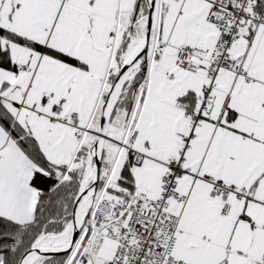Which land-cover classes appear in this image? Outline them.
Listing matches in <instances>:
<instances>
[{
    "label": "snow or ice",
    "instance_id": "6c2138e0",
    "mask_svg": "<svg viewBox=\"0 0 264 264\" xmlns=\"http://www.w3.org/2000/svg\"><path fill=\"white\" fill-rule=\"evenodd\" d=\"M0 264H264V0H0Z\"/></svg>",
    "mask_w": 264,
    "mask_h": 264
}]
</instances>
